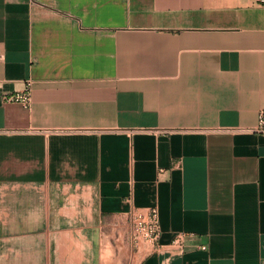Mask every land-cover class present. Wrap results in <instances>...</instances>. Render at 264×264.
<instances>
[{
    "label": "crops",
    "instance_id": "0c3cea01",
    "mask_svg": "<svg viewBox=\"0 0 264 264\" xmlns=\"http://www.w3.org/2000/svg\"><path fill=\"white\" fill-rule=\"evenodd\" d=\"M0 55V252L264 264V135L245 130L264 6L0 0ZM26 89L29 106L5 100ZM134 207L157 208L158 248L133 246Z\"/></svg>",
    "mask_w": 264,
    "mask_h": 264
},
{
    "label": "built area",
    "instance_id": "2783aa9c",
    "mask_svg": "<svg viewBox=\"0 0 264 264\" xmlns=\"http://www.w3.org/2000/svg\"><path fill=\"white\" fill-rule=\"evenodd\" d=\"M255 3L264 6V0H254ZM1 59V55H0ZM8 102H17L23 106H29L30 95L28 89L21 93L9 94L5 98ZM247 132L264 135V108L260 109L257 114V120L253 127L246 128ZM129 237L135 248H139L142 243H148L158 248L160 237V223L158 210L156 207L147 209L132 208L129 220ZM187 237H193L192 233L179 232L171 240L170 246L182 250L185 247ZM205 249V246H201Z\"/></svg>",
    "mask_w": 264,
    "mask_h": 264
},
{
    "label": "rangeland",
    "instance_id": "374dc122",
    "mask_svg": "<svg viewBox=\"0 0 264 264\" xmlns=\"http://www.w3.org/2000/svg\"><path fill=\"white\" fill-rule=\"evenodd\" d=\"M82 235V234H81ZM62 250H58L53 256L56 257L53 261H46L42 259L45 257L44 253L35 250L32 252L17 251V252H0V264H119V254L117 253L113 258L110 259L108 254L107 261L104 259L99 261V255L97 253H91L87 247L76 248L64 245L61 247ZM122 264V263H121ZM126 264V263H124Z\"/></svg>",
    "mask_w": 264,
    "mask_h": 264
}]
</instances>
